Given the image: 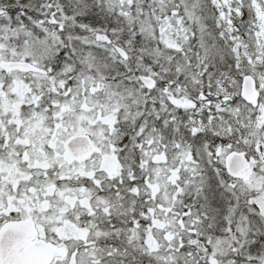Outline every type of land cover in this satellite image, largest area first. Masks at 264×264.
<instances>
[{
    "label": "snow or ice",
    "instance_id": "obj_1",
    "mask_svg": "<svg viewBox=\"0 0 264 264\" xmlns=\"http://www.w3.org/2000/svg\"><path fill=\"white\" fill-rule=\"evenodd\" d=\"M0 264H264V0H0Z\"/></svg>",
    "mask_w": 264,
    "mask_h": 264
}]
</instances>
